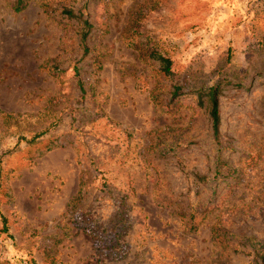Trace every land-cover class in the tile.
Here are the masks:
<instances>
[{
    "label": "rangeland",
    "instance_id": "obj_1",
    "mask_svg": "<svg viewBox=\"0 0 264 264\" xmlns=\"http://www.w3.org/2000/svg\"><path fill=\"white\" fill-rule=\"evenodd\" d=\"M22 1L0 0V264H264V0Z\"/></svg>",
    "mask_w": 264,
    "mask_h": 264
},
{
    "label": "trees",
    "instance_id": "obj_2",
    "mask_svg": "<svg viewBox=\"0 0 264 264\" xmlns=\"http://www.w3.org/2000/svg\"><path fill=\"white\" fill-rule=\"evenodd\" d=\"M24 4L22 0H19L18 2V7L16 8V11H21L24 8ZM69 14H71L73 16L72 12H68ZM86 25L88 27H90L89 23L86 22ZM88 38V33H85L82 36V43L84 45V50L87 53L89 51L88 47L86 46V41ZM157 58L161 63V67H162V71L167 74L170 75L172 73V60L160 53H157ZM76 71V75H78V71ZM80 88L83 91V84L80 82L79 83ZM180 89L179 88H175L174 91V97H176L177 95H179ZM219 95H220V89L219 87H212L210 88V90L207 92L206 96L208 97V102H209V116H210V120H211V124H212V130H213V135L214 138L216 140L219 139L220 134H221V112H220V100H219ZM0 114L5 116V118L9 119L12 118L11 115H4L2 111H0ZM40 135L36 136L32 142L36 141L37 138H39ZM3 224H4V231L8 232V223L7 220L4 219L3 220Z\"/></svg>",
    "mask_w": 264,
    "mask_h": 264
}]
</instances>
